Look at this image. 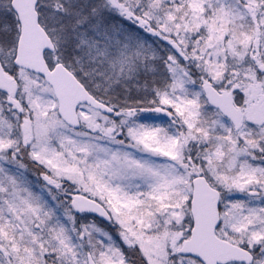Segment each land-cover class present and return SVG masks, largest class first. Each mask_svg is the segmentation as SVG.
<instances>
[{
    "label": "snow or ice",
    "instance_id": "6c2138e0",
    "mask_svg": "<svg viewBox=\"0 0 264 264\" xmlns=\"http://www.w3.org/2000/svg\"><path fill=\"white\" fill-rule=\"evenodd\" d=\"M0 264H264V0H0Z\"/></svg>",
    "mask_w": 264,
    "mask_h": 264
}]
</instances>
